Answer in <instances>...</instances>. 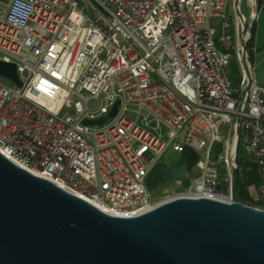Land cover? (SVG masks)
Masks as SVG:
<instances>
[{
	"label": "built area",
	"instance_id": "obj_1",
	"mask_svg": "<svg viewBox=\"0 0 264 264\" xmlns=\"http://www.w3.org/2000/svg\"><path fill=\"white\" fill-rule=\"evenodd\" d=\"M248 1L254 23L264 0ZM241 42L235 0H0V61L16 65L23 82L0 81V152L130 217L180 197L230 201L240 116V146L258 169L264 206V88L254 77L255 45L243 101ZM102 118V126L84 124ZM186 149L199 156L190 186L174 179L168 199L156 201L147 178L166 151Z\"/></svg>",
	"mask_w": 264,
	"mask_h": 264
},
{
	"label": "water",
	"instance_id": "obj_2",
	"mask_svg": "<svg viewBox=\"0 0 264 264\" xmlns=\"http://www.w3.org/2000/svg\"><path fill=\"white\" fill-rule=\"evenodd\" d=\"M240 3L235 0L249 80L245 102L253 81L248 62L253 22L248 24ZM0 77L23 87L14 64L0 61ZM118 106L119 101L109 118ZM235 123L230 201L180 197L130 217L108 214L0 152V264H264V206L240 196L242 117ZM190 178L187 165L172 164L163 182L183 180L188 188Z\"/></svg>",
	"mask_w": 264,
	"mask_h": 264
},
{
	"label": "trees",
	"instance_id": "obj_3",
	"mask_svg": "<svg viewBox=\"0 0 264 264\" xmlns=\"http://www.w3.org/2000/svg\"><path fill=\"white\" fill-rule=\"evenodd\" d=\"M252 37L249 42V48H252L255 45L256 40V24L254 23L252 27ZM231 79L235 74H238L240 77V70L238 65L235 61H233L231 66ZM199 160V156L192 150L186 149L182 154L180 161L178 164H185L187 165L189 171H193L194 167L196 166ZM168 165L165 162H161L156 165L153 171L150 173L149 177L147 178V186L149 190L153 191L156 186H159L163 183V176L165 170L167 169ZM239 181H238V189L241 198L248 203L258 204L256 198L253 195L254 190L259 185L260 177L259 172L256 165L248 159L244 152L241 150L239 151Z\"/></svg>",
	"mask_w": 264,
	"mask_h": 264
},
{
	"label": "rangeland",
	"instance_id": "obj_4",
	"mask_svg": "<svg viewBox=\"0 0 264 264\" xmlns=\"http://www.w3.org/2000/svg\"><path fill=\"white\" fill-rule=\"evenodd\" d=\"M241 10L244 16L246 17V19L248 20V24H250L251 22L250 15H251L252 9L249 6L248 0L241 1ZM257 13H258V18L254 22L256 24L255 44L257 47V55L255 56L254 60H251V61L254 64L255 81L258 84V86L264 88V7L261 9H258ZM251 33H252V29H251ZM249 53H250V48H249ZM231 80L233 82V89L238 90L239 83H240L238 74H235ZM0 81L5 83L8 86L15 87V85L11 81L3 77H0ZM241 150L243 151L242 147H241ZM180 158H181V155L179 153H176L172 150H168L165 152L164 156L162 157V161L163 162L166 161L167 165L170 166L172 164L178 163L180 161ZM172 187H174L173 182H167V183L163 182L159 186H156L153 190L156 201L158 200L165 201L166 199H168V195L163 194V192L165 189L172 188ZM253 195L256 198L255 190L253 192Z\"/></svg>",
	"mask_w": 264,
	"mask_h": 264
},
{
	"label": "crops",
	"instance_id": "obj_5",
	"mask_svg": "<svg viewBox=\"0 0 264 264\" xmlns=\"http://www.w3.org/2000/svg\"><path fill=\"white\" fill-rule=\"evenodd\" d=\"M256 45V44H255Z\"/></svg>",
	"mask_w": 264,
	"mask_h": 264
}]
</instances>
